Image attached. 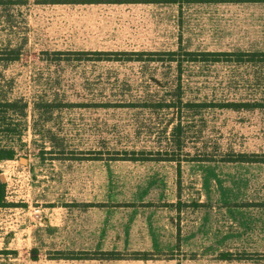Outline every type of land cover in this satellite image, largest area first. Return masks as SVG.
Wrapping results in <instances>:
<instances>
[{
	"label": "rangeland",
	"instance_id": "374dc122",
	"mask_svg": "<svg viewBox=\"0 0 264 264\" xmlns=\"http://www.w3.org/2000/svg\"><path fill=\"white\" fill-rule=\"evenodd\" d=\"M12 1L0 48L22 49L0 64V97L28 108L0 164V264H264V163L225 162L264 159V62L165 55L264 52V2ZM174 93L193 107L142 105Z\"/></svg>",
	"mask_w": 264,
	"mask_h": 264
},
{
	"label": "trees",
	"instance_id": "16d2710c",
	"mask_svg": "<svg viewBox=\"0 0 264 264\" xmlns=\"http://www.w3.org/2000/svg\"><path fill=\"white\" fill-rule=\"evenodd\" d=\"M157 2V0L152 1ZM189 3H193L195 1H187ZM199 2H207V3H214V2H224V3H259L264 2V0H230V1H212V0H206V1H198ZM124 3H127L125 1L116 0L114 1V4L122 5ZM158 3V2H157ZM170 3H175V1H171ZM17 4H21L20 1H12V0H0V15H5L7 10ZM4 17V16H3ZM23 44V43H22ZM1 47V45H0ZM22 45L16 46L15 48H12L10 46V43L5 45L3 48H0V64L2 63H14L17 62L21 56V48ZM56 56V61H63L64 59H60L63 55H66L67 53L63 52H54L52 53ZM79 56H87L89 54L94 55L97 59L95 61L99 62L102 60H105L104 58L109 56H116L115 59L110 60L109 58H106L108 60L106 61H112V62H118V61H136V62H154L156 60L157 55L155 53H100V52H94V53H86V52H80L76 53ZM176 54L181 55L183 58H190V61L194 62H203V63H219V62H226V63H233V64H241V63H263L264 62V52H243L240 50H235L232 52H187L182 49V47L179 44V49L177 52H169L165 55L168 56V60L174 61ZM120 56H124L125 59H121ZM103 57V58H102ZM84 59H79L78 61H82ZM90 61V60H89ZM161 61V60H160ZM182 62V61H181ZM5 65V64H4ZM178 93L176 91V95ZM174 93V98L170 103H161V102H155V103H143L145 107H152L156 109H180V107L185 108H192L193 105L190 104H184L182 106L181 99L177 96L176 97ZM45 108H51V104L46 105H39ZM224 108L227 109H234V110H241V109H256L258 107H261L259 105H246V104H240V103H230L223 105ZM28 105L23 100H8L6 97H0V164L8 162V161H16L18 158V150L21 149L22 146H24L22 141V135L24 131V123L23 120L26 118V111H27ZM181 110V109H180ZM177 136H180L181 132V126L178 125L177 129ZM26 159V157H25ZM229 161L225 162H236V163H264V159H258L257 155H237L235 159H227ZM233 160V161H231ZM6 185L1 180V170H0V209L6 208ZM2 255H8L10 253H2ZM15 255V253H11ZM231 256L228 254H220L218 259L220 261H228L231 260ZM147 260V259H144Z\"/></svg>",
	"mask_w": 264,
	"mask_h": 264
},
{
	"label": "water",
	"instance_id": "95a60500",
	"mask_svg": "<svg viewBox=\"0 0 264 264\" xmlns=\"http://www.w3.org/2000/svg\"><path fill=\"white\" fill-rule=\"evenodd\" d=\"M20 162H21V163H24V162H26V160H25L24 158H21V159H20Z\"/></svg>",
	"mask_w": 264,
	"mask_h": 264
}]
</instances>
